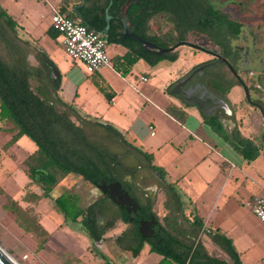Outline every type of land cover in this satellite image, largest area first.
I'll use <instances>...</instances> for the list:
<instances>
[{
	"label": "trees",
	"instance_id": "16d2710c",
	"mask_svg": "<svg viewBox=\"0 0 264 264\" xmlns=\"http://www.w3.org/2000/svg\"><path fill=\"white\" fill-rule=\"evenodd\" d=\"M129 1L63 0L59 8L72 19L103 33L111 16L110 28L105 36L109 44H120L127 48L126 53L116 61L128 69L141 59L155 66L163 60L176 61L179 54L174 51L158 56L145 49L140 42L125 38V18L135 33L158 47L166 48L187 40L189 32H211L221 23L229 25L234 33L239 31L240 25L231 21L210 0H131L123 16ZM161 16L173 25V31L150 33L151 22ZM18 28L16 20L0 5V122L10 121L19 127L8 145L15 144L24 135L37 145L24 164L30 179L28 183L39 187L41 192L31 190L24 200L31 203L52 198L65 221L78 224L95 242L113 238L117 245L124 246L133 256H138L145 244L149 243L150 250L161 255L162 261L172 259L177 264H243L229 236L219 229L207 228L195 210L191 212L192 218L184 213L178 188L167 182L163 168L153 164L152 154L130 142L110 122L84 116L72 102L62 99L59 94L61 81L51 75L52 70L58 68L56 63L42 45L22 38ZM49 35L57 37L59 33L51 28ZM31 55L36 59V64L30 61ZM117 63L115 68L118 70ZM184 105H170L168 112L176 119L184 120L187 118ZM204 122L244 159L254 161L259 157L260 148L254 140L246 138L238 126L228 130L219 116L205 114ZM141 169L152 173L156 178L152 184L156 183L162 188L167 197L164 202L166 223L160 222V240L143 238L137 230L140 219L159 218L154 210L155 194L147 190L151 184L143 183L142 186L138 180L137 173ZM70 174L79 175L94 186L103 179L107 182L120 181L141 205L134 220H131L125 208L114 203L103 192L88 206H82L80 197L75 193L67 192L53 197V190ZM6 199L5 209L15 214L22 229L41 237L38 246L42 249L48 241L47 232L33 210L22 206L9 195H6ZM113 203L119 208L114 207ZM118 221L127 225L126 230L121 235L107 236ZM204 235L229 255L231 263L208 252Z\"/></svg>",
	"mask_w": 264,
	"mask_h": 264
},
{
	"label": "rangeland",
	"instance_id": "374dc122",
	"mask_svg": "<svg viewBox=\"0 0 264 264\" xmlns=\"http://www.w3.org/2000/svg\"><path fill=\"white\" fill-rule=\"evenodd\" d=\"M28 0H0V5L7 12V14L16 20L20 30H22L23 24L26 20H21V11L24 10L26 4L24 2ZM40 2L37 4V14L39 17V27L35 30V33L29 37L31 41L42 43L52 60L56 63L58 69L62 74V82L66 92H74L76 89L73 83L81 80H90L100 90L106 104L107 115L112 117L118 112L119 106H112L110 97L112 99L116 97L111 84H115L119 89H124V98L126 103L123 105V112L128 113L130 117L138 115L144 120H148L152 115V107L146 105V99L143 97H150V88L155 87V105L164 106L163 100L160 99L163 94L175 100V96L170 93L171 83L173 76L178 69L188 61L199 60L200 57H205V53L201 51L195 52L192 48L185 45L181 50L180 61L176 64H172L170 60H163L164 62L155 67L152 71L154 74H150L149 82L141 80L143 74V67L141 63L135 65L132 69L126 68L125 65H118L117 58L120 57V53L123 51L122 46L118 44H109L108 51L112 56V66L115 67L117 63L118 70L116 72H109L106 78L95 77L86 71L85 66L80 61H74L71 59L62 44V37L59 35L53 37L49 35V30L52 27V15L54 13V7L49 5L46 0H37ZM214 3L224 11L239 14V16L253 17L251 21L262 22L264 20V0H212ZM13 2V3H12ZM21 4L17 7V17L13 16L12 4ZM239 3H245L249 5V9L245 10ZM47 4V5H46ZM47 6V7H46ZM60 9V8H59ZM19 17V18H18ZM255 17V18H254ZM235 18V17H234ZM51 27V28H50ZM255 31L264 33V29H257L253 27ZM173 31V25L169 23L165 17H157L151 22L150 33L163 34L168 31ZM23 34V32L21 31ZM25 34V33H24ZM36 40V41H35ZM192 40L198 44L205 42L203 38L192 35ZM242 43V42H239ZM0 53H2L0 46ZM30 61L36 64L34 56H30ZM168 65V66H167ZM173 66V67H171ZM153 66H149L151 69ZM175 81V80H174ZM135 86L136 91L132 88ZM161 89V90H160ZM110 97H108V95ZM154 101V100H153ZM74 104V103H73ZM75 105V104H74ZM180 106V104H175ZM170 111V108H166ZM185 110V109H184ZM234 110L242 117L237 124L240 126V130L246 138H250L255 141V144L260 148V161L258 164L248 165L246 162V168L243 171L239 169L229 177L230 180L227 186L222 190L223 196L220 202H218L217 211L220 212L218 222H216V214H209L214 226L219 225V220H227L230 222L235 219L240 223H245L248 227L250 234L254 233L259 238L264 240V223L260 222L251 211L248 206L252 194L260 192L264 188V119L260 116L258 110L250 107L242 97L239 104L234 105ZM197 114L200 112L196 111ZM189 114L194 117H198L195 113V108L189 110ZM188 113H186V116ZM91 119H99L104 122H109L105 117H93L85 115ZM140 117V118H141ZM103 118V119H102ZM185 123L186 119L180 120ZM227 124L233 123L227 122ZM0 246L9 252L15 259L21 264H154V261L159 258L156 253L149 254L150 246L145 245L143 251L138 256H133L130 251H127L124 246L117 245L113 238L103 242H95L78 224L67 222L64 220V215L58 210L55 202L52 198H43L36 202H26L24 197L27 192L35 190L41 192V189L35 185H30L25 179L26 175L24 158H27L28 154L37 148L35 142L27 135H24L18 143L8 145L13 135L19 131V127L12 122H0ZM203 140H206L212 147H214L219 153L228 155L241 168L243 162L242 156L231 149L229 145L218 143L208 137L202 135ZM226 142V141H225ZM30 147V149L28 148ZM230 148V149H229ZM27 156V157H26ZM212 160L218 161L219 154L216 152L209 156ZM219 164L218 162L216 163ZM214 171H210L211 176ZM69 178L56 187L52 195L57 197L62 193H75L80 197V204L82 206H88L95 201L101 195V190L92 185L90 182L85 181L81 176L70 174ZM67 176V177H68ZM27 177V175H26ZM66 177V178H67ZM138 180L143 186V183H150L147 190L152 194H155L156 204L155 211L162 222L166 223L167 210L164 207L166 200L165 192L155 183L156 178L152 173L146 169H141L137 173ZM130 178V176L126 177ZM220 181L216 185V192L220 189ZM6 195L11 196L13 199L19 201V203L27 208H31L33 213L38 217L43 227L46 229L48 241L42 249H39V241L41 237L34 233H28L22 229L14 213L5 209L4 205L7 201ZM209 207L201 211L203 215H206L207 211L211 210V198L207 199ZM226 201V202H225ZM114 207L119 208L114 203ZM201 215V214H200ZM127 228V225L123 221H118L116 227L107 233V236L121 235ZM125 242L126 238L123 239ZM205 245L208 247V252L219 259L227 260L231 263L227 254L220 249L217 245L207 237L203 236ZM264 246V242H263ZM147 248V249H146ZM99 253L103 255L100 256ZM28 255V256H27ZM149 258V259H148ZM152 262V263H151ZM157 263V262H156ZM155 263V264H156ZM162 264H177L172 259L163 260Z\"/></svg>",
	"mask_w": 264,
	"mask_h": 264
},
{
	"label": "crops",
	"instance_id": "0c3cea01",
	"mask_svg": "<svg viewBox=\"0 0 264 264\" xmlns=\"http://www.w3.org/2000/svg\"><path fill=\"white\" fill-rule=\"evenodd\" d=\"M14 1L19 2V0ZM62 1L63 0H46L49 5L55 8H59ZM39 3L40 2L37 0H28L27 2H24L26 6L24 10L21 11V20H26V23L23 24L22 30L19 29V34L22 38L29 39V37H31V35L35 33V30L40 26L39 22H41V20H39L37 14V4ZM20 5H22V3L11 5L14 17H17L16 11L19 9H17V7ZM36 42L37 44L42 45V43L39 41ZM122 50L123 51L120 53V55L125 54L127 51L124 46H122ZM181 50L182 48L179 49L178 60L172 62V64H176L180 61ZM196 61L198 60L193 59V61H188V65L185 63L182 66V71H180L181 69H178L175 73V77L173 76V78L170 79L172 80L170 85H172L173 82H175L174 80L179 78V76H181V74L191 67V65H193ZM163 62L164 61H161L157 65L153 66L141 59L135 65L141 63L143 67V74L141 76L148 77L150 74H154L152 71L155 69V67L160 66ZM135 65H133L132 69L135 67ZM149 66L153 67L150 69ZM109 72H116V68L112 65L105 66L100 71L94 73L93 76L106 78ZM144 82H149V77L148 81ZM61 85L62 88L59 94L62 99L67 102L74 103L82 115L105 117L107 121L117 127L130 142L142 148L145 152L152 154L153 164L163 168L166 171L167 182L174 184L178 188L184 204V213L186 215L192 218L191 212L195 210L199 215L201 214L200 216L203 218L207 228L214 230L219 229L224 234L229 236L233 240L234 246L239 253L243 264H264V240L259 238L258 235L254 233L250 234L245 223H240V221L236 220V218L230 222L228 221L229 219H220L219 225L214 226L213 221L209 216L211 213L216 214V222H218V217L221 215V211H217L216 208L218 207V202H220L222 199V190L225 186H227L230 180L229 177L233 176L232 174L238 169L243 171L244 167L246 168V162L248 165H251L252 163L258 164L257 161L260 160L257 159L260 157L254 161H248L242 157L243 162L241 163L240 168L236 163L233 162L231 158H229L228 155L219 153L206 140L201 138L202 135H207L215 141L217 146L218 143L224 145V147L228 144L222 137L214 132L208 124L204 122V117H202L197 108L184 105V109L188 115L185 123H183L172 116L166 109L168 106L175 104H180V106H182V103L176 97L175 100H172L163 94L160 99L163 100L164 106L160 107L155 105V99H153L155 98V87L150 88V97H143L146 99L145 107H152L151 117L148 120H144L138 115L130 117L128 113H121L124 111L123 105L126 103V99L124 98V89H119L115 84H111L112 89L116 94V97H114L111 101V105L114 107L119 106V111L114 112L115 114L112 117H108L107 115V108L105 107L106 104H104L105 100L103 96H101L102 94L100 93L99 88L90 80H81L73 83V86L76 89L73 93L66 92L63 82H61ZM132 88L136 91V87L134 85ZM194 108L196 114V111L199 112L197 114V118L189 114V110ZM152 131H154V134ZM20 139L16 143H18ZM229 147L233 149L230 145ZM28 148L30 149V147ZM36 149L37 148L32 150L27 156L33 153ZM212 152L219 154L220 158L217 161L219 163L218 165L216 164V160L214 161L212 160L213 158L211 159L209 157ZM25 159L26 158L23 159V162ZM262 168H264V166ZM210 171H214L211 176H209ZM24 176L26 181H30L28 176L26 177L25 172ZM68 178L69 176L65 178L61 184H63ZM218 181H220L221 185L219 191L216 192L217 190L215 189ZM262 191L263 190L252 194L250 201H248V206H250V208L251 204L254 203ZM209 198L212 200L211 210L207 211L206 215H203L201 211L203 209L206 211V208L209 207V202L207 200ZM252 213L254 214L253 211ZM254 216L256 215L254 214ZM257 219L262 222L258 217ZM160 222H162V220H160ZM110 236H114V233H112ZM205 237L210 239L208 236ZM213 244L215 243L213 242ZM149 251V254L155 253L152 252L150 248ZM156 254L159 255L158 253ZM227 256L229 257L228 254ZM162 258L163 257L159 255V258L154 261V264L156 262V264H159L160 262L162 264Z\"/></svg>",
	"mask_w": 264,
	"mask_h": 264
},
{
	"label": "flooded vegetation",
	"instance_id": "af4514ba",
	"mask_svg": "<svg viewBox=\"0 0 264 264\" xmlns=\"http://www.w3.org/2000/svg\"><path fill=\"white\" fill-rule=\"evenodd\" d=\"M210 1L222 13L228 15L231 21L240 25L239 31L234 33L229 25L221 23L211 32H189L187 40L176 42L167 47H174L170 52L176 51L178 54L179 49L185 45L195 52L197 50L205 53V57H200L173 82L170 92L176 89L179 93L175 97L182 104L197 108L202 117L204 114L219 116L228 130L237 126L240 129L237 121H240L242 117L234 110V105L239 104L242 97L250 107L258 110L264 119V33L261 34L253 29L254 26L260 30L264 29V20L262 22L251 21L253 17H242L235 12L224 11L214 1ZM240 5L245 10L249 9V5L245 3H239ZM129 28L135 32L130 24ZM123 33H126L125 25ZM194 34L196 37L203 38L205 42L198 44L192 40ZM179 82L183 83L176 87ZM191 100H197L201 107ZM227 122L233 123V126L226 125ZM136 212L128 213L133 218L132 221ZM154 218L158 222L152 225V229L142 228L143 232L152 233V236L144 237L140 232V221H150ZM137 230L143 238L160 240L158 236L162 231L160 219L156 216L140 219ZM146 244L150 246L149 243Z\"/></svg>",
	"mask_w": 264,
	"mask_h": 264
},
{
	"label": "built area",
	"instance_id": "2783aa9c",
	"mask_svg": "<svg viewBox=\"0 0 264 264\" xmlns=\"http://www.w3.org/2000/svg\"><path fill=\"white\" fill-rule=\"evenodd\" d=\"M51 20L53 29L62 37V44L68 56L83 63L88 73L94 74L103 67L112 65V56L108 51L109 41L103 32L72 19L67 13L55 7ZM141 80L148 81V77L141 76ZM152 133L154 134V131ZM251 208L264 222V188L251 204Z\"/></svg>",
	"mask_w": 264,
	"mask_h": 264
},
{
	"label": "water",
	"instance_id": "95a60500",
	"mask_svg": "<svg viewBox=\"0 0 264 264\" xmlns=\"http://www.w3.org/2000/svg\"><path fill=\"white\" fill-rule=\"evenodd\" d=\"M131 0L129 1V3L125 6L124 8V12L122 13V15L124 16L126 14L127 11V7L130 4ZM110 20H111V16L108 17V26L107 29L104 31L105 34H107L108 29L110 27ZM124 25H125V29H126V33L124 34L126 38H131L135 41L140 42L141 44H143V46L145 47V49H147L148 51H151L154 54H157L158 56H163L167 53H169L170 51H172L174 49V47L171 48H164V47H158L155 43L150 42L146 39H144L143 37H141L140 35L136 34L135 32L131 31L129 28V22L128 19L125 18L124 20ZM52 78L54 79H58L61 81L62 78V74L61 71L58 68H54L52 70ZM62 82V81H61ZM183 82H179L177 86H179L180 84H182ZM173 95H177L179 92L174 89L171 92ZM192 101V100H191ZM193 103L197 104L199 107L200 104L199 102L196 101H192ZM264 112V111H263ZM97 187L103 192L106 193L110 196V198L113 200L114 203H116L117 205L125 208L127 210L128 213H131L133 211H138L141 208V205L139 204V201L137 200V198H135L134 196H132L127 190H125L122 186V183L120 181H112L110 183L107 182V180L103 179L100 183H97ZM133 219V218H131ZM158 221L155 220V218L153 220H142L140 221V232L141 234L146 237V236H152V233L150 234H146L145 232H143L142 228H150L152 229V225L157 223ZM0 264H14L6 255L5 253L1 250L0 248ZM208 264H220V263H208Z\"/></svg>",
	"mask_w": 264,
	"mask_h": 264
},
{
	"label": "bare ground",
	"instance_id": "6f19581e",
	"mask_svg": "<svg viewBox=\"0 0 264 264\" xmlns=\"http://www.w3.org/2000/svg\"><path fill=\"white\" fill-rule=\"evenodd\" d=\"M1 250L5 253V255L14 263V264H21L17 259H15L9 252H7L5 249H3L0 246Z\"/></svg>",
	"mask_w": 264,
	"mask_h": 264
}]
</instances>
